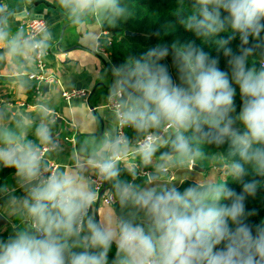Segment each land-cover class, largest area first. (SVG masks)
Segmentation results:
<instances>
[{"label":"clouds","instance_id":"clouds-1","mask_svg":"<svg viewBox=\"0 0 264 264\" xmlns=\"http://www.w3.org/2000/svg\"><path fill=\"white\" fill-rule=\"evenodd\" d=\"M196 11L182 20L197 36H218L230 30L238 34L237 52L217 39L218 48L230 56L231 80L218 68V60L192 42L173 46L179 83L159 63L169 56L167 46H155L129 64L113 66L116 79L112 94L118 97L117 116L122 126L146 133L135 147L126 137L105 140L87 161L48 172L40 146L12 138L0 147V165L15 170L26 196L12 197V211L22 212L31 228L17 229L0 239V264H264V221L254 227L245 222L255 212L245 211V200L254 196L264 178V64L250 60L254 49L264 48V0H194ZM73 21L89 13H104L113 22L126 8L120 0H59ZM6 33L0 30V40ZM250 38L254 41L249 45ZM239 86L242 108L234 109ZM240 129L234 128L236 122ZM173 130L166 139L151 130ZM191 133V135H186ZM42 144H51L46 125L37 128ZM170 143L180 161L194 165L203 157L199 144H228V174L241 184L238 194L227 181L197 183L183 191L173 186L142 187L120 179L118 162L129 152L144 165ZM155 167V180L167 174L169 154H162ZM94 169L113 182L121 208H131L127 218L111 206L103 213L97 204L94 181L86 174ZM253 177L250 182L245 177ZM228 201L229 203H224ZM142 213V215H141ZM142 221H147V224ZM79 249V250H77Z\"/></svg>","mask_w":264,"mask_h":264},{"label":"crops","instance_id":"crops-1","mask_svg":"<svg viewBox=\"0 0 264 264\" xmlns=\"http://www.w3.org/2000/svg\"><path fill=\"white\" fill-rule=\"evenodd\" d=\"M26 19H42L47 23V30L40 40L42 68L37 67L30 43L25 42L18 31L19 24ZM73 22L59 0L0 1V30L6 33L0 40V147L8 138L19 143L32 141L41 147L37 128L46 125L59 146L45 153L42 161L44 165L48 162L56 164L57 170L73 166L77 161H87L105 140L117 137V117L105 108V100L112 93L116 77L108 57L98 53V45H107L111 37L102 30L95 13H89L77 25H71ZM64 26L67 28L61 36ZM35 72L50 81L39 86L37 81L29 78ZM44 85H49L48 90L43 89ZM36 87H39L38 93L34 92ZM71 90L88 94L85 98L65 100L62 92ZM138 157L129 152L118 163L133 172L131 181L142 187L164 186L160 183L162 176L166 180L173 177L172 183L176 184L188 179H176L175 172L187 167L186 161H180L177 155L169 156L168 173L155 180L151 177L156 175L155 167L161 162L160 158H153L151 164L145 165L149 167L148 174L140 176L136 173L139 170L135 171L139 168ZM93 173L94 169H89L86 174L91 178ZM1 175L0 200L3 201L0 215L7 224L0 228V239L9 230L31 228V222H26L22 212L12 211V197L26 196L25 186L18 181L12 168L0 165ZM106 207L108 205L97 200L91 212L103 213ZM111 207L116 211V205ZM112 247L117 251L115 243Z\"/></svg>","mask_w":264,"mask_h":264},{"label":"trees","instance_id":"trees-1","mask_svg":"<svg viewBox=\"0 0 264 264\" xmlns=\"http://www.w3.org/2000/svg\"><path fill=\"white\" fill-rule=\"evenodd\" d=\"M120 3L126 8V12L123 16L116 19L115 22L104 13H96L102 30L107 32L111 37L110 42L103 47L107 53L111 68L121 64H129L135 59L140 58L147 50L155 46H167L169 48V56L162 59L159 63L165 65L173 81L179 83L178 71L173 59V46H179L190 41L196 47L202 48V50L209 55L210 59L218 60V68L222 71H226L231 80V68L228 64L231 57L224 54V48L217 47L216 40L228 39L229 43L226 47H230L233 49V52H237L241 47L239 35L237 34L235 38H231L230 30H226L218 36L204 37L197 36L194 32L188 31L184 27L182 20L196 11L194 0H120ZM127 31L135 35L126 36L125 32ZM261 38L264 39V32L261 33ZM253 43L254 41L250 38L249 45H246L245 47H250ZM250 60L255 62L257 68L264 64V48L254 49V54L250 57ZM232 87L236 90L234 95L235 111L230 115L235 118L241 111L242 99L239 92V86L233 82ZM233 127L242 131L241 125L238 121ZM163 129L164 128L162 127L160 130L154 129L151 131H158V134H160ZM145 135L146 133H138L130 126L125 132V137L129 141L131 147H134L135 142L144 138ZM186 135H191V133H186ZM171 138H174L173 130H171L167 136V139ZM197 146L200 147L203 153V157L198 158L196 160L197 162L208 163L214 158V156H219L226 164L229 165L231 163V158L228 154L229 146L227 143L220 146H217L216 144L197 143ZM165 153H168L169 156L176 155L172 152L169 143L168 145L162 146L153 158H161L162 154ZM137 165L142 170L148 172L149 167L142 164L140 157H138ZM118 167L120 168L119 178L131 181L134 175L133 172H129L119 163ZM2 178L3 175L0 176V196L2 193ZM252 179L253 177L250 176L245 177L246 182H250ZM255 179L261 181V186L257 188L254 196H248L245 200L246 213L252 211L255 212V215L248 216L245 222L253 227L264 221V178L255 177ZM223 181H227V186L234 189L238 194L243 193L242 185L233 181L229 174L223 177L216 176L213 181L204 183ZM194 184L197 183L193 179H184L174 186L183 191L185 188ZM106 186L115 196L113 182L107 181ZM2 201L3 200L1 199L0 203H2ZM116 202L117 215L127 218L129 213L133 210L131 208H121L117 199ZM224 203L229 202L224 201ZM15 231L16 230H9L2 239L6 240ZM116 254L117 251L112 247L108 255L109 264H112V261L116 258Z\"/></svg>","mask_w":264,"mask_h":264},{"label":"built area","instance_id":"built-area-1","mask_svg":"<svg viewBox=\"0 0 264 264\" xmlns=\"http://www.w3.org/2000/svg\"><path fill=\"white\" fill-rule=\"evenodd\" d=\"M95 16H97L96 13H95ZM46 30H47V23L42 19H26V20L22 21L18 26V31L23 34V40L25 42L30 43V45H31V50H32L33 56H34V61L37 64L38 68L43 67V54H42V48H41L40 40H41V37L45 33ZM103 47H104V45L103 46L101 44L98 45V53L105 57V56H107V53L105 52ZM29 78L37 81L39 86L44 84V83H48L50 81L48 78H45L43 75H41L37 72L30 74ZM38 91H39V87H36L34 89V92L38 93ZM87 94L88 93L86 91L71 90V91H64V92H62L61 95L65 100H70L73 98H85L87 96ZM119 103H120V101H119L118 97L114 96L111 93L105 100V108L113 111L117 117V137H125L126 129H128L129 126H122L121 123L119 122V119L117 116ZM170 131H171V129H168V130L163 129L159 135H161L167 139V136H168ZM143 139L144 138L136 141L134 147ZM58 146H59V142L56 139H52L51 144H43L40 147L41 151H42V158H43L45 153H47L48 151L55 150ZM120 161H122V160H120ZM44 166L47 169H49L48 172H45V175L50 174L51 171L57 170V168H58L57 165L52 163V162H48ZM189 167H191L190 164H189ZM137 173L140 176L141 175L146 176L148 174L147 171H144L142 169L140 171H137ZM91 179L94 181V186H95V189L98 193V199H99L100 193L103 191V194L100 197V202L105 204V205H108V206L115 205V203H116L115 196L107 188L106 181L101 179L98 175L95 174V170H94L93 175L91 176ZM172 179L173 178L170 176L169 180H172Z\"/></svg>","mask_w":264,"mask_h":264},{"label":"rangeland","instance_id":"rangeland-1","mask_svg":"<svg viewBox=\"0 0 264 264\" xmlns=\"http://www.w3.org/2000/svg\"><path fill=\"white\" fill-rule=\"evenodd\" d=\"M195 165V164H194ZM186 168H182L179 171H176V179L179 181L182 178H188V179H194L197 180L199 183H204L208 181H213L216 176L223 177L228 174V164L225 163V161L220 158L219 156H214V158L208 162V163H197V167L202 169V172L191 170L188 166L189 163L186 161ZM196 166V165H195ZM136 169V166H135ZM141 170L140 168H137L135 171ZM170 177V176H169ZM169 177L167 180L164 176L160 178L161 184H164V186H173L176 184L172 183V180H169ZM164 178V179H163ZM173 178V177H172ZM175 179V178H174Z\"/></svg>","mask_w":264,"mask_h":264},{"label":"water","instance_id":"water-1","mask_svg":"<svg viewBox=\"0 0 264 264\" xmlns=\"http://www.w3.org/2000/svg\"><path fill=\"white\" fill-rule=\"evenodd\" d=\"M1 2L3 1V0H0ZM31 8V7H30ZM88 15V14H87ZM87 15H85L80 21H78V22H73V23H71V25L72 24H74V25H77L79 22H82L83 20H84V18L87 16ZM67 28V26H64L63 27V29H62V32H61V36L63 35V32H64V30ZM125 35L126 36H134L135 34H133V33H130V32H125ZM61 38V37H60ZM44 88V90H48V88H49V85H44L43 86ZM190 169L191 170H196V171H202V170H200L197 166H195V165H191V167H190ZM106 184H107V181H106ZM102 194H103V191L100 193V196H99V199H98V203L100 202V197L102 196ZM143 223H145V224H147V221H142ZM7 224V222H6V220L0 215V228L1 227H4L5 225Z\"/></svg>","mask_w":264,"mask_h":264}]
</instances>
